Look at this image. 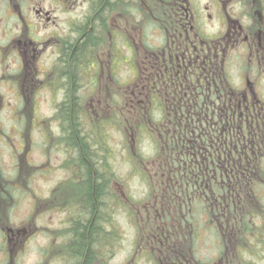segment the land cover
<instances>
[{
  "label": "flooded vegetation",
  "instance_id": "obj_1",
  "mask_svg": "<svg viewBox=\"0 0 264 264\" xmlns=\"http://www.w3.org/2000/svg\"><path fill=\"white\" fill-rule=\"evenodd\" d=\"M207 1L0 0V102L11 98L24 104L47 97L59 101V112L70 119L69 125L59 127L65 151L61 163L70 162L69 177L80 181L73 182L80 185L81 194L70 206L63 205L73 192L62 188L67 180L51 188L52 212H67L62 239L66 245L53 239L49 253H41L37 264H55L57 254L63 260L70 255L72 264H106L100 248L86 261L94 218L99 232L104 227L98 217L104 205L95 194L103 179L102 173L92 172L95 212L89 221L84 212L90 188L85 181L88 133L72 120L84 113L110 117V109L132 120L137 109L144 111L148 133L159 141L160 151L151 144L149 165L152 175L165 182L152 191L144 221L162 229V235L167 228L178 236L175 229L181 230L182 215L170 192L178 176L186 174L184 189L179 185L186 203L208 210V225L219 223L222 236L221 241L180 237L181 242L178 237L161 240L160 232L147 231L134 242L135 253L126 263L248 264L244 254L254 247L264 250V238L238 237L228 220L222 223L227 205L219 200L234 191L241 207L264 193V4ZM78 8L83 10L74 18ZM122 65L130 71L128 78L119 74ZM1 128L0 138L6 137ZM17 136L22 143L20 132ZM23 153L12 151L15 163L9 173L0 167L2 264H19L29 239L42 231L39 220L45 207H37V195L28 216H15L26 181ZM200 218L204 222L207 214ZM84 228L86 247L77 258L75 236ZM202 246L206 253L200 251Z\"/></svg>",
  "mask_w": 264,
  "mask_h": 264
},
{
  "label": "rangeland",
  "instance_id": "obj_2",
  "mask_svg": "<svg viewBox=\"0 0 264 264\" xmlns=\"http://www.w3.org/2000/svg\"><path fill=\"white\" fill-rule=\"evenodd\" d=\"M200 3L208 5L209 1L200 0ZM262 3L264 4V0ZM43 7H48V5L45 4ZM82 10L83 8H78L74 18L80 14ZM262 11L264 12V5ZM208 22L214 26L213 21ZM108 42L112 44L113 37L112 40L109 39ZM119 74L120 76L128 78L130 71L122 65ZM86 100L89 101V97H87ZM92 100L96 99L92 98ZM58 103L59 101L50 97L37 101H29L24 104L11 98L7 101L0 102V127L5 131L4 134L6 136L0 138V167L5 172L7 171V173H9L12 169V162L15 163L12 151H15V149H24L22 157L24 160L23 173L26 181L24 183V190L21 194L22 202L16 210L15 216H28L31 206L33 205L34 196L36 195L38 196L37 199H41L40 203L36 202L37 207H45V209L41 210L42 217L39 220L42 224V231L35 236V238L29 239L25 253L19 264H37L41 253H49L53 245V239L61 242L66 236V234H64V226L66 224L67 212L62 211L56 214L52 212L53 208H50L49 203V192L51 188L67 180L62 182V188L73 192L70 194L68 199L69 202L66 201L63 204L65 206H70L72 202L71 199L81 194L79 191L80 185L73 183H78L80 181L76 179L71 180L68 175L71 163L63 162L65 165L64 168H62L63 163H61V161L65 157V151L64 146L59 143V137L61 136L59 127L67 126L69 124V119L59 112ZM122 105L123 101H121V106ZM117 111L118 110L110 109L109 112L111 116L106 118H104V116H101L103 118H92L88 115L89 113H84L83 117L75 118L74 123L83 128L84 131H87L88 141L94 146L92 151L96 155V159L99 160L100 157L102 159L101 161L99 160V163L103 166L102 171H104L103 168L108 169L111 167L110 173L112 175V180L109 183L107 191L105 190L106 182L101 188L104 202V223L106 222V225L107 223L110 224L106 226L103 223V233H110L112 230H110L109 227L113 225L115 231L118 233V239L112 244V256L107 261L108 264H128L126 263L127 259L131 254L135 253L134 242L136 241V234H139L140 231L145 232L144 228L146 225L143 224L146 213L145 206L147 205L145 202L151 195V191L147 187V182L139 175L140 170L138 169V164L133 167L131 157L136 160L135 163H138L133 152L136 150L139 151L141 154L140 156L145 159L146 166L148 155L151 156L152 152L149 150L151 146L147 138L144 136L139 137L137 132L133 131L136 130L132 127L134 125L133 120L128 117L130 120L126 122L123 118L125 117V113L120 114L117 113ZM102 124L106 125L105 136L108 137L106 149L104 148L103 135L100 134V131H102L100 125ZM121 124L129 128L125 129ZM128 130L131 131L133 138L136 137L135 142L132 141L134 144L133 152H129L131 147L129 140L132 138L127 135ZM19 132L23 140L22 143L18 140L17 134ZM13 145H15L16 148L11 150ZM111 150L112 156L109 158L108 151ZM99 152L104 154L101 155ZM109 196H115L124 206L113 209V206H110L113 200H111ZM130 202H132V205ZM56 209L58 210L59 208L57 207ZM137 211L138 219L136 220ZM171 217L174 216L171 215ZM261 218L264 219V212H261L260 218L255 219L254 217L252 221L260 223ZM94 234L98 237L97 231H94ZM142 235L143 233L141 236ZM187 235L190 237L189 233ZM257 235L260 238H264V228L257 230ZM251 237L253 236L251 235ZM62 243L66 245L65 240L62 241ZM59 250L60 248H58L57 244V253H59ZM200 251L206 253L205 247L202 246ZM258 253L259 256H256L255 254ZM57 255L58 257L55 264H72L70 255H67L65 260H63L60 254ZM243 258L245 260H250L248 264H264V250L261 251L259 248L254 247L253 250L244 254ZM3 259L4 258L0 256V264H2ZM103 263L105 264L104 261ZM138 263L146 264L142 262Z\"/></svg>",
  "mask_w": 264,
  "mask_h": 264
},
{
  "label": "trees",
  "instance_id": "obj_3",
  "mask_svg": "<svg viewBox=\"0 0 264 264\" xmlns=\"http://www.w3.org/2000/svg\"><path fill=\"white\" fill-rule=\"evenodd\" d=\"M139 110L140 109H137V117L134 116V120H133L134 121L133 126L136 129L135 131L137 132V135L139 137L140 136L146 137L147 141L150 142V144H152V146L154 145L156 151H160L159 141L155 138H152L151 134L148 133V128H147L148 124H147L146 113L144 111L141 112ZM66 118L69 119V117H66ZM123 118L127 121L126 117H123ZM74 120H75V118H73V120H72V125L76 126V124L74 123ZM69 122H70V119H69ZM122 125H123V127L125 126L124 124H122ZM100 127L102 129V131H100V134L103 135L104 148L106 149V144L108 142V137L105 136L106 125L102 124V125H100ZM79 136L80 135H78V137ZM149 137H151L152 141L149 139ZM135 138H132L129 140L130 145L131 144L134 145L132 143V141L135 142ZM131 147H130V149H131ZM93 148H94V146L91 145L90 141H89L90 159H86V161L89 164V167H87L85 170L86 171L85 173L87 175V177H85V181L87 179V182L89 183L90 188H89V192H88L89 193L88 203L86 206V210L84 211L86 213L89 221L92 219L93 214L95 212V208H94L95 205L93 203V198L91 195L92 172L95 171L97 176H98L99 172L102 173L103 181L101 180L102 181L101 184L98 183L99 188L97 186L95 188V194L97 197L100 198V200L102 202H103V195L101 193V188H102L103 184H105V182H106L105 190L107 191L109 183L112 180V175L110 173L111 167H109L108 169L103 168L104 171H102L103 166L99 163V160L101 161L102 159H101V157L99 160L96 159V155L92 151ZM130 149H129V152H130ZM149 150H151V147ZM133 153H134V156L136 157L138 163H135L136 160L133 157H131L132 165L134 167L136 164H138L137 166H138V169L140 170L139 175L141 176V178L143 180H145V182H147L148 189L150 191H152V190H159L160 188H162V186H163L162 182L164 183L165 180H161V179L157 178L156 176L152 175L153 174L152 170H151L152 166L149 165L151 159L147 158V164L145 166V159L140 156L141 154L139 153V151L136 150ZM99 154L103 155L104 153L99 152ZM108 155H109V158L112 156V150L108 151ZM179 165H180L179 167L183 168V166L181 164H179ZM179 176H178V180H179L178 185L175 186V188L170 192L171 202L175 203L176 207H177V204L179 203L178 205H180V211H181V215H182V219L179 221V224L181 225L180 226L181 230L175 229V231L178 233V236L173 234L171 229H167V228L163 231V235H162L161 234L162 229L157 230L155 225L154 224L152 225L151 221L146 220V222L144 221V223H143L144 225H146V227L144 228L145 232H142L139 230L140 233L136 234L137 235L136 236L137 242H139L141 239H143L144 236H147V231L151 232L152 234H156V233L160 232L161 240H162V238H163V240H169V239H172L175 237H178V239H181L180 237H184L185 239L192 237L193 241L198 240V239H204V238H212L213 240L217 239V240L221 241L222 236H221V230L219 227V223L213 222L211 225H208L210 223V221L212 222V220L209 218L210 212L206 209L199 210L198 208H195V204H193V203L192 204L186 203V198H184V196L182 195V192L179 188V185H182V188L184 189L185 184L187 183L186 179L188 178V175L185 174L184 178L182 175L180 179H179ZM98 182H99V180H98ZM96 184H97V178H96ZM256 192L260 193L258 190ZM233 193H234V191L228 192L226 194L227 196L219 198V200L221 201V204L223 203L222 205H227V207H225L226 209L224 212L225 217H222L221 221L223 223L226 220H228L230 228L232 227L234 230L239 231L238 237H241V235L244 234L242 236V238L243 237L247 238V237H249L250 234H255L257 232V230L264 228V219L261 218L260 223L259 222L255 223L252 221L254 217H255V219L260 218L261 212H264V208H263L264 207V193L259 195V196L256 195L255 197H251V198H253L254 202L256 200L255 203L262 208L261 212H260V208L256 207L255 206L256 204L253 201L248 200V199L246 202H243L241 204V207H239V205H237V199H238L239 195H234ZM172 196L176 197V198L172 199L171 198ZM109 198L111 200H113L110 203V206L112 205L113 209L114 208H121L124 206V204L120 203L118 198H116L115 196L114 197L109 196ZM173 200H175V202H173ZM130 204L132 205V202H130ZM100 205H102V207H103L104 202L100 203ZM103 209H104V207L101 209L102 212H103ZM177 210L179 211V209H177ZM178 211H176V214L178 213ZM102 212L98 213V217L100 215V221L104 223V216L105 215ZM132 213H134V212H132ZM203 213L207 214V218L204 222H202V220L200 218L201 214H203ZM94 219H95L93 222L94 224L89 231L90 244H89V248H88L86 261H88L90 255H91V252L93 250H96L99 248L105 249L106 257H108V259H109L112 256V252H113L112 244H114L115 240L118 239V233L115 231V227L113 225L111 227H109L110 230H112V231L110 233L105 232V234H104L102 226L100 227V231H102V232H99L97 217H95ZM104 224L106 225V222ZM109 225L110 224L107 223L106 226H109ZM86 230L88 231V229L84 228L82 231H80L81 232L80 236L79 235L75 236L76 245H75V247H73V250H74L73 255H75V257H77V258H82L84 251H85L86 237H87V231ZM94 231L95 232L97 231L98 237L95 236ZM168 231H169V233H166ZM99 233H102L101 234L102 242L99 239ZM142 233H143V235L141 236ZM188 233L191 235L190 237H188V235H187ZM136 241H135V243H136ZM186 241H187V239H186ZM181 242H183L182 239H181ZM101 243H103L104 245H102ZM95 253L98 255L97 251ZM106 264H108V261H106Z\"/></svg>",
  "mask_w": 264,
  "mask_h": 264
}]
</instances>
